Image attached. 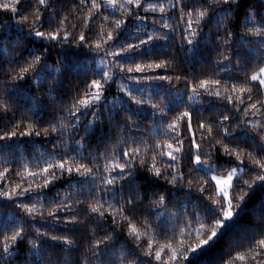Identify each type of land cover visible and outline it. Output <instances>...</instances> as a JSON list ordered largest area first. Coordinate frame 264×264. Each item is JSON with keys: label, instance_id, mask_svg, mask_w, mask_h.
<instances>
[{"label": "snow or ice", "instance_id": "6c2138e0", "mask_svg": "<svg viewBox=\"0 0 264 264\" xmlns=\"http://www.w3.org/2000/svg\"><path fill=\"white\" fill-rule=\"evenodd\" d=\"M3 16L0 264H264V0Z\"/></svg>", "mask_w": 264, "mask_h": 264}, {"label": "trees", "instance_id": "16d2710c", "mask_svg": "<svg viewBox=\"0 0 264 264\" xmlns=\"http://www.w3.org/2000/svg\"><path fill=\"white\" fill-rule=\"evenodd\" d=\"M107 14V13H105ZM171 14V13H170ZM0 18H3V19H8L7 16H3V17H0ZM158 62V61H157ZM255 69L254 68H249V74L252 73V71H254ZM158 72H160V74H165L162 70H157ZM168 74H175L173 72H171V70L169 71ZM181 75H184V73H181ZM205 76H210L211 74L210 73H207V74H204ZM175 87L177 89H183L184 88V85H183V82L181 83H176L175 81H173ZM156 102L159 103V98L156 99ZM184 109H178L177 111L175 112H171L169 113V117H174L176 115H179V112L180 111H183ZM161 139H163V137H161ZM7 165H0V167H6ZM16 179L17 181L19 180L18 177L14 178ZM193 227H198V222H193ZM178 239V237H177ZM167 242H170V239L169 240H165V239H160L158 241V243L160 244H164V243H167ZM173 243H175L176 241H171ZM222 245H217L216 248H214L213 250H211L210 252H208L207 254H205L204 256H202L200 258V261H201V264H219L221 258L224 256V252H222L220 249H221ZM167 251V250H165ZM235 256H236V252H233L232 253V258L235 260ZM236 264H248V261L245 260V261H236Z\"/></svg>", "mask_w": 264, "mask_h": 264}]
</instances>
